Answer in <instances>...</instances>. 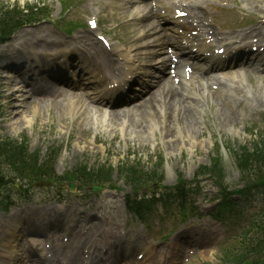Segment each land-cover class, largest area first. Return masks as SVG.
Segmentation results:
<instances>
[{"label": "rangeland", "instance_id": "rangeland-1", "mask_svg": "<svg viewBox=\"0 0 264 264\" xmlns=\"http://www.w3.org/2000/svg\"><path fill=\"white\" fill-rule=\"evenodd\" d=\"M26 0H0V12L2 14V17H6L8 16V18H10V16L14 15V16H19V14L22 11V7L25 8L24 9H29L31 11V13H35L34 9L36 6H38L40 0H28L27 2H31V4L25 2ZM44 1V0H42ZM25 2V3H24ZM47 4L50 5V10L48 13H53L52 16H50V19L44 20L38 24L35 25H29L24 27L22 30L16 32L12 39H11V43L14 41V39L21 34H23L25 31H31V30H37L40 31L42 29H44L45 27L50 29V30H54L56 32H59L60 34H62V29L61 26L62 24H65V20L61 18L60 14L62 11V8L60 7L59 1L58 0H50L49 2H47ZM11 5V6H9ZM2 9V10H1ZM114 9H109L107 7L101 9L100 11H102L103 14H107L108 16H113L112 13H114ZM63 12V11H62ZM69 16H71V14H69ZM38 18L40 19H44L42 18L39 14L37 15ZM101 17L102 14H101ZM6 22L10 23L11 26V20L10 19H5ZM113 25L115 23H108V25ZM108 27V26H107ZM25 42H30L27 39H24ZM1 48V47H0ZM1 52V49H0ZM255 80L256 79H251L252 83L255 84ZM256 89V87H254ZM264 94L260 93L257 89L256 91H253L252 94H248L245 90H238L237 92V97L243 101V104L241 106H239V109L242 111V114L240 113H230L233 120V125H231L227 130L225 126H221L219 120L217 119V116H215V110H213V113L211 114L210 118H211V124H212V131L214 132V134H221L223 136H225L227 133L229 135V137H233L232 142L235 143V147H237L238 151L240 150V146L241 145H249L252 144L254 141H256L255 137H252V128L254 127L253 125V117L258 116L261 113V110L264 111ZM8 96V92L5 91L3 92L2 89H0V136H5L7 137L8 135V131H10L9 127L11 124L14 123V127L18 128V122L20 120V114H15V117L11 118V112H16V110L19 109V105L21 104V101L18 99L15 100L14 104L11 102L10 104L8 103L9 100L7 99ZM31 99V98H30ZM217 101L220 103L224 104V110H229L232 109V105L231 102L224 97L221 94H216L214 96H212L210 98V101ZM262 102V103H261ZM262 106V108H261ZM214 109V107H212ZM95 109V108H94ZM221 109V108H220ZM39 114L38 117L35 118L34 121H32V128H27L28 125L23 124L20 128V132L17 133V136L12 138V140L16 141V144H19L17 146L20 147L21 142L24 141V138H31V142H30V149L31 152L28 153L27 158L30 159L32 156L38 158V161L33 164L34 167V172H29L31 175L32 173H37L39 171V169H42V167L40 166L39 163H43L46 164L44 165L43 169L46 168L49 164V158L47 157L48 154L45 155V153L50 149V148H56L59 147L61 149V153L58 157V160L55 161V164L53 165L54 169V173H58L60 175L61 178H67V177H73V178H80L82 176H85L86 178H91L92 177V172L97 169V165L95 163L99 162L100 159H102V157L100 155H97L96 157H93L91 152H98L99 150H95L94 149H86L85 153H79L77 152V149L84 146V144H81V142L86 141V139L83 136V130L82 128H87V129H91V136H93V131L94 129L97 128V124L95 123V121H91L89 123V125L85 126V125H72V124H67L65 125V121L64 119H59V117H57L60 114V106L59 105H40L39 106V110H38ZM231 112V111H230ZM20 113H22V109L20 111ZM43 115L41 117L44 118V116H49L50 115V119H46V121H40V117L39 115ZM240 116V117H239ZM139 119H137L136 121H138ZM9 125V126H8ZM193 126L196 127L197 130H199L198 125H196V122L193 124ZM145 127V126H144ZM27 128V129H25ZM52 128V129H50ZM62 128H65V130H60ZM25 129V130H23ZM66 129H68L69 132L74 131L75 134L73 133H68L66 131ZM201 132V136L199 137V139L201 141H205L208 140V138L206 137V135H204L203 131L199 130ZM198 131V132H199ZM216 132V133H215ZM5 133V135H4ZM112 133H105L104 137L106 138V140L108 141H112L113 139H115L114 143H113V147L117 150L116 151H112V155L108 156V157H112L115 156L119 153L120 149H121V143H119L117 137H109ZM59 136H62L63 139L56 141ZM4 139V138H2ZM80 141V144H79ZM133 139L130 138V140L128 141L129 143H131L134 147V151L135 153H138L137 148H135L136 144H134ZM89 143V141H88ZM193 145V144H192ZM191 145V146H192ZM104 147H107V144L104 145ZM86 148V147H85ZM124 149V147H122ZM42 150V153H41ZM20 152H21V148L18 150H15V152L13 153L14 156H18L20 157ZM35 152V153H32ZM195 154L199 156V158H204L205 160H209L211 161V153L210 154H203L200 150L199 147L196 148V151H193V155L195 157ZM90 157L88 159V157ZM91 155V156H90ZM141 155H144V158L139 159L141 162L146 163L144 166L147 169H151L150 165L151 163L148 162V158L146 157V152L144 150H141ZM256 155V153H255ZM23 157V156H22ZM264 157V153H262L261 155L257 156V158L261 161L262 158ZM182 160H180V158H177L176 160H174L173 165L174 168H183L188 170V168H190V163L187 160L184 159H189V153L187 155H183L182 156ZM124 159H122V157L119 158V160H116L114 163V167L115 170L112 169L111 173L114 175L116 174V171L118 169V165L122 163ZM157 158H153L152 161H156ZM87 163V165L82 164V163ZM133 162V161H130ZM223 162V161H222ZM193 163L197 164L198 163V158H194L193 159ZM203 161L200 160V165L202 167ZM50 165V164H49ZM40 166V168H39ZM224 166V167H223ZM77 168H83L80 172H78L76 169ZM117 168V169H116ZM211 168H215V173L218 175H221V171H223L222 173L228 174V172H230L224 162L223 165L220 163V161H218V165L213 166L211 165ZM225 168V171H224ZM118 173V171H117ZM143 173H145L144 175H142V177H157L159 178V175H157V173H154L150 170H143ZM27 176L25 178L28 177V174H26ZM161 175L165 176V183L168 182V180H170V182H172V178L170 176V173H166L163 174L161 173ZM231 175V180L233 181V175L230 172ZM120 174L118 173L117 176H115V180L117 181H121L120 180ZM15 181V180H14ZM168 184V183H167ZM106 190V189H105ZM107 191H103L100 194H97L96 196H92V195H87L88 198H91V200H94L97 204L99 203L100 199H105V195ZM90 200V199H88ZM90 200V201H91ZM210 203H205L203 202V204H201V207L207 209H210L211 207L209 206ZM73 209V208H71ZM101 209V208H100ZM110 211V210H109ZM182 218L178 217L176 222H181Z\"/></svg>", "mask_w": 264, "mask_h": 264}, {"label": "bare ground", "instance_id": "bare-ground-1", "mask_svg": "<svg viewBox=\"0 0 264 264\" xmlns=\"http://www.w3.org/2000/svg\"><path fill=\"white\" fill-rule=\"evenodd\" d=\"M159 1H162V0H159ZM166 14H167L168 21H173V18L170 15H168L170 13L166 12ZM149 17H152V14H147L145 16V19H148ZM30 34H34V33H30ZM23 46H25V45H23ZM99 56H100V63L105 68V64L107 62V56L102 51L100 52ZM59 63L68 66V63H69L68 56L64 55L62 57V60ZM210 81H216L218 83H221L222 80L221 79L208 80L207 83H209ZM169 89H171V86L169 87ZM260 90H262V91L264 90V83H261ZM201 91H204V90L201 89ZM167 94H169L171 99H176V96H178L177 90H168ZM185 95H187V94H184V95L180 96L179 100H178V104L182 107L181 110H180V113H179V117L181 118L182 125L185 127V136H186V138L189 140V137H191V139L193 140V139H195L197 137L198 133L196 131V128L195 129L192 128L193 122H191V120L189 119V114L187 113V110L184 108L186 100L183 98V96H185ZM193 95H195V94H193ZM10 96L14 97L13 92L10 93ZM187 97L189 98L190 96L187 95ZM97 98H98L99 101L101 100L100 96H98ZM68 104H70L71 106H74L73 97H71L68 100ZM171 107H172V105L167 103L166 111H170ZM214 110H215V116H217V119L219 120V122H220L222 127L223 126L227 127L226 128V130H227L231 125H233L232 123H233L234 119L232 118V116L230 114L232 112H230L228 110L220 109L219 105L214 106ZM35 111H36L35 106L31 107L30 110H29V116L32 117V114H34ZM138 118H139L138 121H136L137 119H133L132 124H131V126L129 128L130 131H129L128 136L130 135L133 138V141H142L143 142V141L147 140V135H146L148 133L147 127H146V125L144 127V124H143L144 123L143 119L147 118V116L145 114L141 113L138 116ZM113 119H119V116H113ZM165 119H166V117L163 118V120H165ZM28 122H29V120L26 121L25 123H28ZM84 130H86V128ZM174 136H175V138H174ZM173 140H176V133L172 135V133L169 131V134L166 137V143L169 144V146L172 147V148L175 147L177 145V143H178V142L175 143ZM189 143H192V141H190ZM4 244H6V243L4 242ZM8 248L11 249L12 247L9 246ZM11 252L13 253V251H11Z\"/></svg>", "mask_w": 264, "mask_h": 264}, {"label": "trees", "instance_id": "trees-1", "mask_svg": "<svg viewBox=\"0 0 264 264\" xmlns=\"http://www.w3.org/2000/svg\"><path fill=\"white\" fill-rule=\"evenodd\" d=\"M11 20V26L9 22H6V20H1L0 19V36L7 34L13 27L15 24H18V19H16V17H10ZM20 20V19H19ZM258 164V161L256 162ZM260 167V164L256 166V168ZM132 179L133 181H136L139 177H140V171H136L135 169H132ZM104 175H100V176H108V171L106 169L103 168V170L101 171ZM1 183V181H0Z\"/></svg>", "mask_w": 264, "mask_h": 264}]
</instances>
